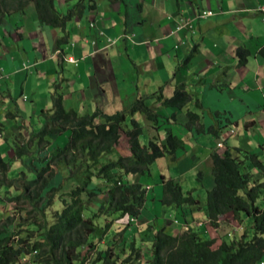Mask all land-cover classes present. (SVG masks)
I'll return each instance as SVG.
<instances>
[{
	"label": "trees",
	"instance_id": "1",
	"mask_svg": "<svg viewBox=\"0 0 264 264\" xmlns=\"http://www.w3.org/2000/svg\"><path fill=\"white\" fill-rule=\"evenodd\" d=\"M60 1L0 0V26L3 20L15 14L23 19L26 9L34 4L43 24L64 33L74 17L82 16L92 7L87 0H78L74 9L61 13L56 5ZM21 28L16 31L22 36ZM67 42L68 35L61 37L57 46ZM260 54L264 57V46ZM237 55L240 66L244 67L251 52L240 47ZM56 87L60 89L61 85ZM57 92L53 107L43 111L45 125L39 133L42 137L39 151H31L28 144L14 143V158L24 160L30 156L31 159L34 155L42 165L33 171L36 176L30 179L24 170L22 177L10 179V164L0 153V186L15 187L19 192L7 199L14 205L13 214H6L0 220V264H29L24 259H31L32 264H84L95 249L98 255L91 264H261L264 261V205L260 204L264 195V162L257 154L239 148H236L237 156L230 147L212 154L215 186L208 191L206 206L201 205L193 191L185 193L175 179L159 176L157 184L161 193L157 200L163 207L173 206L183 211L185 216V227L177 236L168 234L167 227L159 220L147 224V231L135 226L149 201V185L142 180L132 182L128 177L144 179L153 175L152 167L159 159L169 155L176 160L177 153L186 147V141L171 128V119L178 114L157 112L147 105L146 99L157 98L163 107L181 111L194 102L192 94L176 89L171 98L165 99L161 89L150 97H137L131 106L113 115L98 110L93 115L80 117L74 110L65 108L63 94ZM194 103L197 109H203L200 100ZM138 114L157 131L165 130V142L158 137L143 140L146 129L135 117ZM186 115L189 130L199 125L198 112L187 111ZM221 115L225 113H215L219 118ZM8 116L17 118L16 113ZM225 121V127L230 125L231 120ZM66 131H71L66 146L50 147L52 143L47 137ZM210 131L218 136L221 128L211 127ZM123 142L126 143L123 151L129 154H121ZM46 148L50 156L39 158L40 150ZM57 171L62 176L61 181L52 186ZM18 211L27 214L19 222ZM200 211L202 216L197 217ZM119 214V218L112 219ZM122 216L129 218L124 227L113 226ZM228 216L239 225H245L244 217L248 218L253 233L245 228L234 236L225 233L219 238H209L206 228L229 225ZM100 217L105 220L104 226L97 224ZM101 230L102 235L113 234L107 244L100 240L106 244V251L91 241ZM117 236L122 237L119 245ZM145 236L150 237L146 251L142 250L146 245ZM225 236L230 237V241ZM114 248L116 258L112 257ZM149 253L152 256L148 260L145 257Z\"/></svg>",
	"mask_w": 264,
	"mask_h": 264
},
{
	"label": "crops",
	"instance_id": "2",
	"mask_svg": "<svg viewBox=\"0 0 264 264\" xmlns=\"http://www.w3.org/2000/svg\"><path fill=\"white\" fill-rule=\"evenodd\" d=\"M87 1L90 2L91 9L87 8L82 16L74 17L64 33L61 29H52L43 24L37 11L35 20L38 26L35 30L27 32L29 38L24 36V33L22 37H18L15 30L11 33L1 30L0 38L3 39L4 45L0 47V52L5 50L4 57L7 56V59L3 60L0 57V100L5 97L3 93L8 91L11 101H7L6 106L9 109L12 107L18 109L17 101H14L16 97L24 96V99L28 100L31 94L38 100L36 103L38 112L40 106L51 104L47 90L54 91L58 81L62 80L60 92L63 94L67 110H74L79 116L81 114V117L94 114L98 110L113 115L131 106L139 96L150 97L161 89L164 90L165 96L168 93L167 85L172 84L173 89L169 92L174 94L176 89H184L193 95L194 102L200 100L203 105V109H196L195 103L192 102L178 111L163 107L157 98H149L151 99L149 105L155 111L178 114L176 118L171 119V128L180 138L188 140V143L186 141L185 150L177 153V162L185 156H195V160H198V150H203L204 147L206 152L204 161L206 160L208 164L207 169L209 167L213 171L214 152H222L230 147L231 152L237 156L239 154L236 148L244 150V142L250 145L248 152L257 154L264 162L262 134L258 137L250 134L244 138L235 137L238 134L235 130H238L237 127L242 122L247 132L255 128L261 133V130L264 132V127H261L264 126V105L257 104L259 98L264 99V57L260 54L264 46V12L261 10L264 8V1ZM77 4L78 0L73 2L62 0L56 5L57 8L62 7V12H65L64 8L70 10ZM211 10L215 13L214 16L207 19L199 18L200 14ZM244 19H251V24L244 25ZM22 20V17L18 16L17 28L22 27L20 24ZM66 35L68 42L60 49L56 46L57 41ZM53 39L56 40V44ZM28 44L31 45L30 50ZM16 45L18 48L24 45L27 51H31L25 52L27 61L20 60L18 56H10L9 52L15 50ZM41 45L46 49L42 57L39 55ZM240 47H246L251 52L244 67L240 66V58L237 55ZM116 62L121 66L120 70ZM34 67L38 74L32 71V75L29 76L30 68L33 70ZM120 82L121 89L116 90L112 87L114 83L116 85ZM107 84L110 89L106 88ZM254 110L259 112L260 119H249V113H254ZM187 111H195L201 115L199 125L190 130L187 127L188 120L181 118ZM217 111L225 113V116L221 115V118L215 116ZM16 112L17 110L14 112L12 110L10 113ZM3 114V110L0 109L2 138L7 129L5 127L7 122L5 124L2 122ZM135 117L145 126L146 140L158 137L165 142L167 136L163 132L165 130L157 131L144 117L141 119V116ZM225 119L231 120L230 127L229 124L227 127L224 126L227 124ZM9 125L14 128L11 123ZM2 127H5L3 132ZM211 127L221 128L218 136L210 131ZM10 153L13 155L14 151ZM126 154L129 152L126 151ZM156 165L157 163L152 167L151 173L157 169ZM202 168L196 163L182 176L193 173L194 177L202 179L204 174ZM157 174V182L160 181V175L167 179H175L181 186L185 180L175 177V173L167 177L160 173L159 169ZM141 180L144 179L139 176L136 182ZM182 187L184 189V186ZM148 188L156 189L150 185ZM160 190L159 187L161 193ZM158 197L159 195H153L147 204L151 206L150 209H158L159 213L150 214L146 204L135 222L137 228L146 230V225L151 224L153 220L160 219L161 222L165 207L161 206ZM260 204L264 205V195ZM170 210L172 212L177 209L172 206L168 207V211ZM202 213L198 212L197 217L202 216ZM227 218L233 220L230 216ZM140 220L152 221L140 223ZM244 220L249 219L244 217ZM232 223L236 222L231 221L227 226L223 223L221 228L214 230L209 226L206 228V235L215 239L221 232L222 236L225 233L234 236L243 230L239 229V224L237 227L234 226L235 229H231ZM143 238L150 239L149 236ZM263 263L264 261L261 264Z\"/></svg>",
	"mask_w": 264,
	"mask_h": 264
},
{
	"label": "rangeland",
	"instance_id": "3",
	"mask_svg": "<svg viewBox=\"0 0 264 264\" xmlns=\"http://www.w3.org/2000/svg\"><path fill=\"white\" fill-rule=\"evenodd\" d=\"M261 1H264V0H261ZM58 10L60 12H62V7H61V9L58 8ZM36 11H37V9H36V6L34 4L29 6L26 9V11L24 12L23 20L20 23V24H22L21 26H23V27L21 28V30H19V32L24 33V36H27V38H29V34H27V32L28 31L31 32L32 30H35L38 26L37 21L35 20V18H36L35 14L37 13ZM64 11L65 12H62V13H68V10H66V8H64ZM253 14H257V13H253ZM18 16H19L18 14H15L11 18H8V20H6V19L3 20V22L0 26V33H1L2 29H3V31L10 32V33L13 30L16 31V29L18 27ZM243 23H244V25H250L251 19H244ZM17 36L22 37L19 34ZM33 36H34V34H33ZM16 41H17V39H16ZM30 42H31V44H33V41L30 40ZM36 42H38L37 39H36ZM53 42L56 44V40L53 39ZM65 44L66 43L60 45L59 48L62 49L64 47L63 45H65ZM2 45H4V41H3V39L0 38V47ZM24 45L21 47L19 46L20 48H18V45H16L15 50L13 49L12 52H9L10 56H12V57L18 56L20 58V60L27 61L26 60L27 54L25 52H31V51H27L26 48L24 47ZM27 47L30 50L31 45L28 44ZM45 51H46V49L41 45L39 47V55L42 57V55L45 53ZM5 54H6L5 50H2L0 52V57L3 60L7 59V56L4 57ZM33 58H34V56H33ZM115 64H116V66H118L117 62ZM120 67L121 66H118L119 70H120ZM32 71H35L36 75L38 74L37 73L38 70L34 67L33 70H31V68H30L29 74H28L29 76L32 75V73H31ZM147 72H148V69H147ZM26 75H27V72L24 73V77H26ZM60 76H61V74H60ZM62 82H63L62 80L58 81V84L61 85ZM171 85L172 84H169L166 87V92H168V93L165 94V96H164L165 99H169L173 96V94L171 92H169L173 89V87ZM121 86H122V82H120V84H116V85L114 83V85L112 87L115 88L116 90H118V89H121ZM106 88L110 89L108 84H107ZM60 89L58 87H55L54 91H52V92L49 91V89L47 90L51 104H48V105L42 106V107L40 106L38 112H37L38 107L36 106V103L38 102V100H36L31 94H30L28 100H25L24 96H22L20 98L16 97V99H14V101L15 102L17 101L18 109L14 108V107L9 109V107L6 106V103H7V101H11V96L8 93V91H5L3 93L5 97H4V99L0 100V109H2L4 112V114H3L4 119L2 120V122L4 124H5V122H7L6 126H5V127H7V129L5 130L6 131L4 134L5 136L3 138L0 137V153H1V156L4 159V161L8 162L10 164V167H11L10 172H9V178L10 179L15 180V179L22 177L23 176L22 172L24 170H25V172L28 173L29 178L33 179L36 176L35 172H33V171H36L37 169L40 168V166H42L36 159H34V157H33L34 155H32L31 159H29L30 158V156H29V157H26L24 160H20V159L14 158V153L12 155L10 152L13 150L15 142H18L21 144H28L31 151H34V152L39 151L38 147H40V139L42 138L39 136V133L44 128V125H45V115L43 114L42 109H45V111H48V109L50 110L53 107V105H54L53 99L55 97V93L58 94L57 90L60 91ZM59 93H61V92H59ZM158 95H160V93H158ZM146 100H147V105H149V102L151 99H149V100L146 99ZM259 100L260 101H257V104L264 105V99L259 98ZM12 110H13V112L15 110H17V112H16L17 118L6 116ZM254 111H255L254 113H251V114L249 113V115H248L249 119L250 118L260 119L259 112L257 113L256 110H254ZM171 114L172 113L169 112L167 115H171ZM183 114L184 115L181 116V118L184 117V119L188 120L186 113L184 112ZM91 115H93V114H91ZM138 116H141L140 119L143 118V116L140 114H138ZM80 117H81V114H80ZM180 121H181V119H180ZM9 123H11L13 125L14 131L12 129V126L9 125ZM180 123H183V122H180ZM238 126H239V127H237L238 130L237 129L235 130L238 133L235 135L236 138H240V137L244 138L245 135H247V134H250L251 136L255 135L257 137L262 134L264 137L263 130H261L262 131V133H261L257 130V128H255V130H251L250 132H247L244 129V122L240 123ZM5 127H2L3 129L1 132H3ZM229 127H230V125H229ZM261 127H264V126L261 125ZM15 128H16V130H15ZM70 132L71 131H66L63 134H58L55 136H48L47 140H49L52 143L50 147H53V148L65 147L68 140H69ZM163 132H164V134L167 135V133L165 131H163ZM146 134H147V132L145 131V135ZM21 136H24V137L22 138ZM165 138H167V136ZM143 140H145V137L143 138ZM186 141L188 143V140H186ZM243 144H244L243 149L250 151V148H249L250 145L247 142H244ZM124 147H126L125 142H123L121 147H120V150L122 151L121 154H126V152L123 151ZM198 153H199V159L198 160H195V156H191V157L185 156L178 162L176 160H174L171 156L167 155V157L159 159L157 161V165H156L157 167L156 168L159 169L160 173L166 175L167 177H170L171 174L174 175V173H175V175H174L175 177H181V179H185L184 182H182V186H184V190L186 191V193L193 191V195L197 199L201 200V205L206 206L207 198H208V191L212 190L214 188L215 178L213 175V171H211V169H209V167L207 169L208 164H206V160L204 161V159L206 157V152H205L204 147H203V150L202 149H200V151L198 150ZM46 156H50V151L47 148L40 150L39 158L42 159V158H45ZM262 160L264 161V155L262 156ZM196 163L200 164L203 167L202 169L204 171V174H203L204 179L203 178L200 179V178H198V176L194 177L193 173H190L186 176H182V174L185 171H187L191 166L195 165ZM27 165H29V167ZM157 169H155L154 173H152L153 175L147 176L146 178H144V180H142V181H145L146 184H148L152 187H156V189L149 190V193H148V196L150 197L149 200H152L153 195L157 196L160 194L159 185L157 184V181H158ZM61 177L62 176H61L60 172L57 171L56 176H55L51 185L57 186L59 184V182L61 181ZM131 177L132 176L128 177V180L130 179V181L136 182L139 176H134L132 178ZM183 183H185V184H183ZM18 193L19 192L17 191V189L15 187L0 186V220L5 218L6 214H13L14 205L9 203L7 201V199L14 197V196H17ZM100 198L103 200L105 199L104 196H102ZM19 204H20V206L23 205L22 203H19ZM147 206L148 207H146V208H149L150 214H153L155 212L159 213L158 209H150L151 206L149 204H147ZM183 214H184L183 211L174 210L171 212V210L168 211V207H165V213H163V215L161 216L162 217L161 220H163V221H161V222L164 226L167 227V233L168 234L173 235V236H177L180 232H182V230L185 227L184 226L185 216ZM16 216H17V222H19V220H21L22 218L27 217V214L25 213V211H18V214ZM120 216H121L120 214L116 215L112 219L116 220L115 218H119ZM153 217H155V216H153ZM157 218H159L158 215H157ZM176 219L179 221L178 223H175ZM128 220H129L128 216H122L120 219H117V221H114L113 226H115L116 228L117 227L123 228L124 224H126L128 222ZM148 221H152V220H140V223L148 222ZM231 221L234 222V220H231ZM152 223H154V220ZM97 224L100 226H104L105 220L100 217V219L97 220ZM232 225L233 226L231 229H235L234 226L237 227L238 223H235V224L232 223ZM251 225H252L251 221L246 220L245 225H243V226L239 225L240 226L239 229L242 228L244 230L246 228V230L250 231L252 234L253 232H252ZM160 226H161V224L157 223V227L161 228ZM11 231L14 232L13 229ZM129 232L130 231H128V234H130ZM102 233H103V231L101 230L98 233L94 234L91 237V241L96 242L98 245L101 246V248H102L101 250L106 251L108 249V248H106V244L110 240H112L113 234L108 233V235H102ZM144 235H145V233H144ZM221 236H222V232H221L220 236L218 235V238ZM225 238L227 241H230V239H231L228 236H225ZM101 239L103 240V242L106 243L105 245L100 243ZM116 239L118 240L117 244L119 245V243L122 240V237L117 236ZM145 240H146V243H145L146 245H143L142 250L146 251V249L149 248V246H147V245H149V241L147 240V238ZM115 250L116 249L114 248L113 249V255H112L113 258H116L115 253H114ZM96 255H98L97 250L96 249L92 250V252L88 256V260L84 264H91L93 259L96 257ZM151 256L152 255L149 253L148 256H146L145 258L149 260L151 258ZM145 258L142 257L143 260H145Z\"/></svg>",
	"mask_w": 264,
	"mask_h": 264
},
{
	"label": "built area",
	"instance_id": "4",
	"mask_svg": "<svg viewBox=\"0 0 264 264\" xmlns=\"http://www.w3.org/2000/svg\"><path fill=\"white\" fill-rule=\"evenodd\" d=\"M264 10V9H263ZM214 15L213 11H206L199 15L200 19H206L208 17H211ZM25 262H29V264H32L31 259H24ZM264 264V263H263Z\"/></svg>",
	"mask_w": 264,
	"mask_h": 264
},
{
	"label": "clouds",
	"instance_id": "5",
	"mask_svg": "<svg viewBox=\"0 0 264 264\" xmlns=\"http://www.w3.org/2000/svg\"><path fill=\"white\" fill-rule=\"evenodd\" d=\"M263 9H264V8H262L261 10L264 12V10H263ZM211 11H212V10H211ZM214 15H215V13H214ZM214 15H213V16H214ZM211 17H212V16H211ZM208 18H209V17H208ZM206 19H207V18H206Z\"/></svg>",
	"mask_w": 264,
	"mask_h": 264
}]
</instances>
